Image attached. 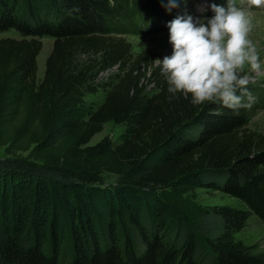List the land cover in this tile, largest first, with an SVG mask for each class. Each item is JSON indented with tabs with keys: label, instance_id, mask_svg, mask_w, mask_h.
Returning <instances> with one entry per match:
<instances>
[{
	"label": "trees",
	"instance_id": "trees-1",
	"mask_svg": "<svg viewBox=\"0 0 264 264\" xmlns=\"http://www.w3.org/2000/svg\"><path fill=\"white\" fill-rule=\"evenodd\" d=\"M146 1L0 0V34L17 36L0 39V145L33 158L0 160V264H264L238 237L251 215L264 222L251 99L237 110L168 99L160 66L125 37L169 21L162 0ZM45 37L54 44L39 79ZM113 68L103 103L83 117ZM107 124L125 129L120 139L91 145ZM202 189L244 207L196 215L172 198Z\"/></svg>",
	"mask_w": 264,
	"mask_h": 264
},
{
	"label": "clouds",
	"instance_id": "clouds-1",
	"mask_svg": "<svg viewBox=\"0 0 264 264\" xmlns=\"http://www.w3.org/2000/svg\"><path fill=\"white\" fill-rule=\"evenodd\" d=\"M162 5L171 12L180 7V0H162ZM206 5L198 6L200 15L185 11L167 22L172 52L155 61L167 81L168 99L184 93L193 105L217 102L233 110L249 107L245 66L264 71V61L248 35L251 12L236 0H226V6L206 0Z\"/></svg>",
	"mask_w": 264,
	"mask_h": 264
},
{
	"label": "rangeland",
	"instance_id": "rangeland-1",
	"mask_svg": "<svg viewBox=\"0 0 264 264\" xmlns=\"http://www.w3.org/2000/svg\"><path fill=\"white\" fill-rule=\"evenodd\" d=\"M218 1V0H216ZM215 3H219L216 2ZM219 4L226 6V0H219ZM145 4L146 0H142ZM207 2H212V0H207ZM238 6L244 7L251 12L250 22L251 30L249 32V38L256 45L257 51L260 54V58L264 61V0H236ZM198 6L207 7L206 0H187L185 4L183 0H180V7L175 9L178 14H183L187 11L192 15H200L198 11ZM209 16L212 14L210 9L207 13ZM160 24V23H159ZM159 30L146 32V33H129L125 35L127 41L132 47V53L134 55H139L143 53H149L151 59H163L165 55H170L172 52V45L169 43V29L167 24L159 26ZM5 37H17L14 32H9L5 34H0V39ZM43 50L38 57V78L43 79L45 74V67L47 58L50 56L54 40L50 37H45L43 40ZM87 55H80L77 58V64L83 66L88 61ZM154 66H160L158 63H154ZM245 72L249 74V84L254 88L251 94V112L250 117V127L256 132L264 134V71L255 72L252 71L247 65L244 69ZM118 73L117 68H113L107 72L101 73L95 80V86L99 87L97 94H89L86 96V110L81 112L83 117H88L91 110H96L104 101L106 97L105 88L103 85H108L113 83L116 74ZM149 76V75H148ZM148 92L153 93V85L148 84ZM125 129L121 126H116L114 124H107L104 131L97 134L91 141V145H95L101 142L105 138H109L112 141H117L120 139L121 135L124 133ZM19 159L24 162L31 164L33 158L30 159L29 153H17L15 151L7 152L6 147L0 145V160L8 159ZM30 169L27 165L25 166ZM109 181L113 183L115 178L112 176L108 177ZM179 207L184 208L186 211L189 208L194 210L197 215L200 209H204L209 206L214 205H229L232 207H244V205L237 199L230 198L229 196L221 192H209L207 190H197L194 195H186L183 197H172ZM238 237L247 245H252L255 247L256 252L264 254V222L260 221L255 215H251L246 228L238 235Z\"/></svg>",
	"mask_w": 264,
	"mask_h": 264
}]
</instances>
